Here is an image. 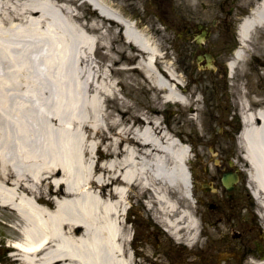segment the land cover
<instances>
[{
	"label": "bare ground",
	"instance_id": "bare-ground-1",
	"mask_svg": "<svg viewBox=\"0 0 264 264\" xmlns=\"http://www.w3.org/2000/svg\"><path fill=\"white\" fill-rule=\"evenodd\" d=\"M124 1L98 0L96 10L82 0H0V208L15 218L20 264H144L130 251L132 200L175 241L190 248L199 241L200 223L179 205V196L191 199V155L159 115L178 105L184 125L203 132L200 77L188 85L169 66V28L153 17L122 27L112 6L124 10ZM176 2V18L189 22L199 1ZM258 27L264 0L242 20L243 51L232 70ZM98 51L109 65L98 64ZM114 74L123 79L115 83ZM123 84L157 97L156 115L141 112L128 127L120 109L109 114L107 103L125 105ZM237 104L249 194L264 221V102L243 89Z\"/></svg>",
	"mask_w": 264,
	"mask_h": 264
},
{
	"label": "rangeland",
	"instance_id": "rangeland-1",
	"mask_svg": "<svg viewBox=\"0 0 264 264\" xmlns=\"http://www.w3.org/2000/svg\"><path fill=\"white\" fill-rule=\"evenodd\" d=\"M198 1L196 7L189 14V22H186L185 19L182 21L176 18L175 15L178 12L181 17L180 9L173 8L177 4L176 0H125L122 3L124 8L122 10L137 20L153 17L155 26L161 30L164 27H168L169 39L165 42V47L166 51L170 50V52H167V57H172L169 59L174 63V68L179 74L186 77L188 85L191 83L190 78L192 76L200 77V80L197 81V85L199 86L197 93L199 94L202 110L201 125L203 132H198L194 125L188 127L184 125L183 119L186 116L181 113V108L178 105H164L160 109L161 113L159 116L162 127L169 129L177 138L184 139L185 144H190L191 148H194H192L194 153L190 164H193L198 157L200 163L196 165L197 169L195 168L197 175L201 177L204 169L209 168V172H204L205 175L202 176L208 181L211 174L221 171L214 166L215 160L216 162L222 160L226 165V161L229 158L234 159V166H237L238 162L235 157L240 158L239 156L242 154L241 148L237 144V133L234 131L237 125L240 126L237 114L238 109L236 108L240 91L244 89L248 92V96L257 92L264 102V27H258L251 33L247 41V51L243 60L238 62L236 68L231 72L229 71L227 62L232 59L233 50L239 46L238 37L234 32V27H236L235 22H239L240 15H245L247 8L252 7L259 0H238L237 5L240 7L235 8H239L241 12L239 13L235 10L237 16L231 18H228L224 10L221 9L220 4L222 0ZM162 2L164 3L161 4ZM131 3H137V7L134 8ZM168 9L170 11L167 12ZM198 25H202L207 32L206 40L201 45L197 44L194 39L199 34ZM186 42H189L190 45L187 49ZM206 53L213 56L212 70L205 66L204 61L196 62L198 56ZM94 58L100 66L104 63L110 64V62L104 60L101 51L96 52ZM112 68L118 70L121 68V64H114ZM226 73H228V76ZM113 77L115 83L123 79L122 76L115 74ZM135 86L137 85L135 84ZM117 90L119 96L124 99L125 105L122 107L114 100L107 103V111L108 113H115V111L118 113L117 110L120 109V113L123 112L122 125H127L128 127L134 125L136 116L141 112L146 113L149 118L156 115L153 113V110L155 108L158 109L156 105L157 97L151 95L149 91L125 85L117 86ZM39 124L38 138L42 142L46 136L44 116H41V119L39 118ZM234 153H237V155ZM231 154L234 155L231 156ZM241 176H243V173H241ZM42 187L46 186L43 185ZM245 192L238 189L235 191V194L244 197L246 196ZM207 198L212 199L209 195ZM132 202L135 203L134 200ZM179 202L181 208L188 209L194 214L193 202L187 201L180 196ZM142 210V208L138 210L141 212L139 216L135 207L132 209L134 216L136 212V217L139 218L138 225H146L144 223L146 218L156 225L157 223L153 218L154 215L146 212V215L143 216ZM14 222L15 218L13 215L0 208V238L4 237L14 240L19 238L18 232L12 226ZM156 228L159 232L152 236L151 241L156 244L157 241L160 242L162 240V246L160 247L173 253L177 261V259L183 256V251L185 250L182 249L181 245H177L169 236L164 235L160 227ZM212 235L214 236V234ZM204 241L205 239L201 237L199 243H202L201 248L206 250ZM191 248L193 250L197 248V245H193ZM6 252L7 249L1 243L0 264H15L12 263L14 262V257L8 255ZM191 253L194 254L195 252Z\"/></svg>",
	"mask_w": 264,
	"mask_h": 264
},
{
	"label": "flooded vegetation",
	"instance_id": "flooded-vegetation-1",
	"mask_svg": "<svg viewBox=\"0 0 264 264\" xmlns=\"http://www.w3.org/2000/svg\"><path fill=\"white\" fill-rule=\"evenodd\" d=\"M221 175L222 173H217L212 179L220 183ZM243 184H246V179ZM213 194V201L207 206L204 204L202 211L199 212L200 222L202 218L204 220L201 235L207 237V230L203 228L206 226L216 235L214 239L219 241H213L209 245L207 239L206 250L200 249L192 260L181 257L182 264H191L187 261H192V264H264V221L257 215L259 207L246 196L226 192L222 188ZM244 198L246 200H242ZM132 234L131 251L135 252L144 264H152V261L157 259L151 254L157 252L151 241L154 236L152 227L148 224H136ZM213 252L216 254L219 252L222 257L218 256L217 259ZM167 260L169 261V258Z\"/></svg>",
	"mask_w": 264,
	"mask_h": 264
},
{
	"label": "water",
	"instance_id": "water-1",
	"mask_svg": "<svg viewBox=\"0 0 264 264\" xmlns=\"http://www.w3.org/2000/svg\"><path fill=\"white\" fill-rule=\"evenodd\" d=\"M197 41H199V39H197ZM207 62H210V57L207 56Z\"/></svg>",
	"mask_w": 264,
	"mask_h": 264
}]
</instances>
